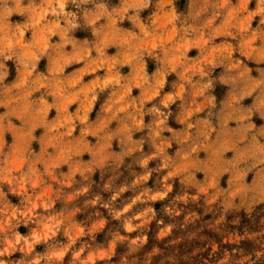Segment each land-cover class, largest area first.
<instances>
[{
  "label": "clouds",
  "instance_id": "clouds-1",
  "mask_svg": "<svg viewBox=\"0 0 264 264\" xmlns=\"http://www.w3.org/2000/svg\"><path fill=\"white\" fill-rule=\"evenodd\" d=\"M0 264H264V0H0Z\"/></svg>",
  "mask_w": 264,
  "mask_h": 264
}]
</instances>
